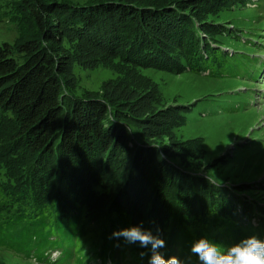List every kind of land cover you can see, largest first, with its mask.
<instances>
[{"label":"trees","instance_id":"16d2710c","mask_svg":"<svg viewBox=\"0 0 264 264\" xmlns=\"http://www.w3.org/2000/svg\"><path fill=\"white\" fill-rule=\"evenodd\" d=\"M246 1L3 2L16 34L0 39V248L43 264H148L149 249L113 236L139 225L165 240L166 258L199 264L190 248L202 237L225 248L264 240V205L192 170L178 157L192 141L156 139L174 138L184 107L153 112L159 91L135 72L107 96L79 92L75 75L111 60L256 78V56L225 50L242 34L215 18Z\"/></svg>","mask_w":264,"mask_h":264},{"label":"rangeland","instance_id":"374dc122","mask_svg":"<svg viewBox=\"0 0 264 264\" xmlns=\"http://www.w3.org/2000/svg\"><path fill=\"white\" fill-rule=\"evenodd\" d=\"M4 1L0 0V39L13 40L16 32L4 13ZM246 2L217 10L215 18L233 32L242 34L240 39H227L229 47L225 50L257 57L254 65L261 71L256 78L208 77L204 73L171 75L151 68L124 69L111 60L93 67L76 66L75 75L79 92L102 96L106 87L111 92H123L124 87L118 81L132 74L122 73L124 70V73L135 72L134 78L141 86L147 83V87L159 91L160 100L153 112L169 106L184 107L187 111L181 115L184 123L174 131V138L157 137L158 142L172 147L176 141H192L190 148L182 146L190 151L179 152L184 156H178L192 170L226 182L228 186H241L247 199L264 205V8L257 5L261 0ZM253 31L257 32L254 33L258 34L257 38L249 33ZM250 35L255 38L253 41L249 40ZM56 255L54 252L52 258ZM0 264L43 263L0 248Z\"/></svg>","mask_w":264,"mask_h":264},{"label":"clouds","instance_id":"9594fccd","mask_svg":"<svg viewBox=\"0 0 264 264\" xmlns=\"http://www.w3.org/2000/svg\"><path fill=\"white\" fill-rule=\"evenodd\" d=\"M113 236L122 237L129 244L138 243L141 248L149 249L151 255L148 264H186L176 256L166 258L160 251L166 247L165 240L142 226L121 229L114 232ZM190 253L197 257L199 264H264V240L252 235L225 248L202 237L191 245ZM144 255L142 252L141 256Z\"/></svg>","mask_w":264,"mask_h":264}]
</instances>
